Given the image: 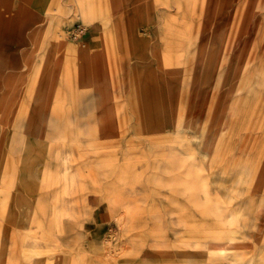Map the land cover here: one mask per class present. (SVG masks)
I'll return each mask as SVG.
<instances>
[{
	"label": "rangeland",
	"instance_id": "1",
	"mask_svg": "<svg viewBox=\"0 0 264 264\" xmlns=\"http://www.w3.org/2000/svg\"><path fill=\"white\" fill-rule=\"evenodd\" d=\"M12 1L0 264H264V0Z\"/></svg>",
	"mask_w": 264,
	"mask_h": 264
},
{
	"label": "crops",
	"instance_id": "2",
	"mask_svg": "<svg viewBox=\"0 0 264 264\" xmlns=\"http://www.w3.org/2000/svg\"><path fill=\"white\" fill-rule=\"evenodd\" d=\"M20 1L22 3V5H21L22 8L21 9H23L25 7L26 2H29V4H28L29 7H32V8L35 9L37 6H39V4H37V1H42V0H13L12 1V9L13 10L18 9ZM16 3H18L17 8H15Z\"/></svg>",
	"mask_w": 264,
	"mask_h": 264
}]
</instances>
